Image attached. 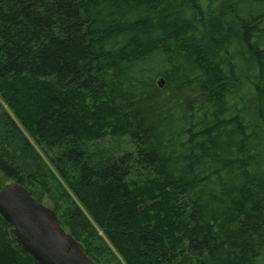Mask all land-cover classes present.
Returning a JSON list of instances; mask_svg holds the SVG:
<instances>
[{
    "label": "trees",
    "instance_id": "1",
    "mask_svg": "<svg viewBox=\"0 0 264 264\" xmlns=\"http://www.w3.org/2000/svg\"><path fill=\"white\" fill-rule=\"evenodd\" d=\"M252 1L0 0V189L50 201L97 264H264ZM10 228L0 264H36Z\"/></svg>",
    "mask_w": 264,
    "mask_h": 264
},
{
    "label": "water",
    "instance_id": "2",
    "mask_svg": "<svg viewBox=\"0 0 264 264\" xmlns=\"http://www.w3.org/2000/svg\"><path fill=\"white\" fill-rule=\"evenodd\" d=\"M159 87L163 80L157 81ZM0 218L36 264H97L60 225L55 213L16 183L0 190Z\"/></svg>",
    "mask_w": 264,
    "mask_h": 264
},
{
    "label": "rangeland",
    "instance_id": "3",
    "mask_svg": "<svg viewBox=\"0 0 264 264\" xmlns=\"http://www.w3.org/2000/svg\"><path fill=\"white\" fill-rule=\"evenodd\" d=\"M252 1V0H251ZM257 1V3H255L254 2V0L252 1V4L254 5V6H256L257 8H259V9H262V11H260V10H255V12H257L258 11V13L260 14L261 12H263L264 11V0H256ZM7 112H8V114H9V116H11V118L14 120V122L16 123V125L18 126V128L25 134V135H27L26 134V132L24 131V129H23V127L20 125V123L18 122V120L17 119H15L14 118V116L12 115V112H10L7 108L5 109ZM28 138V137H27ZM28 140L31 142V143H33L32 141H31V139L30 138H28ZM124 142H126L125 140H123ZM107 142H109L108 140H107ZM106 142V145L108 144ZM49 167H50V165H49V163H46ZM4 184H6V183H4ZM3 184V185H4ZM2 185V186H3ZM1 186V187H2ZM45 206H47V207H49V208H51L52 209V203L50 202V201H48L47 199H43V202H42ZM53 210V209H52ZM113 251V250H112ZM113 253L115 254V252L113 251ZM116 255V254H115ZM117 257V256H116ZM117 259L119 260V257H117ZM120 261V260H119Z\"/></svg>",
    "mask_w": 264,
    "mask_h": 264
},
{
    "label": "bare ground",
    "instance_id": "4",
    "mask_svg": "<svg viewBox=\"0 0 264 264\" xmlns=\"http://www.w3.org/2000/svg\"><path fill=\"white\" fill-rule=\"evenodd\" d=\"M9 183H15V182H8V183H6L5 185H7V184H9ZM17 184V183H16ZM4 185V186H5ZM19 185V184H18ZM3 186V187H4ZM2 187V188H3ZM1 188V189H2ZM24 188V187H23ZM0 189V190H1ZM25 189V188H24ZM33 198V197H32ZM35 200V199H34ZM36 201V200H35ZM40 203V202H39ZM43 204V203H42ZM44 205V204H43ZM49 208V207H48ZM51 209V208H50ZM52 210V209H51ZM53 211V210H52ZM54 212V211H53ZM3 221V220H2ZM6 223V222H5ZM6 224H8V223H6ZM9 225V224H8ZM9 233H10V235H12V233H13V230H12V227L10 228V230H9ZM11 240H13L14 241V243H16V245H18L21 249H22V247L14 240V238H13V236L11 237ZM23 250V249H22ZM24 251V250H23ZM25 252V251H24ZM26 253V252H25ZM27 254V253H26ZM86 254V253H85ZM28 255V254H27ZM29 256V255H28ZM30 257V256H29ZM90 258V257H89ZM32 259V258H31ZM33 260V259H32ZM34 261V260H33ZM35 262V261H34ZM36 263V262H35Z\"/></svg>",
    "mask_w": 264,
    "mask_h": 264
}]
</instances>
